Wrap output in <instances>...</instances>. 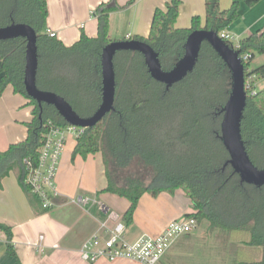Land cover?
<instances>
[{"label": "trees", "instance_id": "1", "mask_svg": "<svg viewBox=\"0 0 264 264\" xmlns=\"http://www.w3.org/2000/svg\"><path fill=\"white\" fill-rule=\"evenodd\" d=\"M136 1L130 0L125 6L118 5L117 0L100 4L94 11L97 36L83 32L71 46L47 34V0H0V28L25 24L36 31L37 88L60 96L79 117L89 118L102 103L101 55L113 42L110 16ZM260 1L232 0L230 8L223 9L220 0H205L206 24L202 26V19L196 16L191 28L178 29L181 1L169 0L165 10H155L148 37L136 36L128 41L151 46L159 55L162 69L170 71L184 56L192 32L205 29L220 35L239 19L241 3L253 7ZM240 45L238 52L250 55L243 64L246 82L250 80L251 85L241 135L251 162L264 169V88L255 89V81L264 79V65L250 70L251 62L264 55V29L244 38ZM26 50L25 38L0 41V97L12 86L32 107L26 138L0 152V184L14 173L25 191L34 196L26 185V162L37 163L50 122L57 126L68 123L53 106L40 107L27 95ZM114 69V108L95 127L85 129L76 141L72 159L101 155L107 178L104 192L130 203L122 217L126 226L132 223L144 195L157 197L181 189L191 200L193 210L185 218L197 221L198 228L206 231L227 255L228 264H264V186L241 182L227 165L230 155L220 138L222 110L232 91V73L227 64L205 42L194 70L170 88L151 76L139 52L119 51ZM0 231L7 236L9 253L16 256L11 227L0 222ZM240 235L249 238V252L256 250L259 260L238 261V255H244L235 241ZM192 236H181L169 252L175 245L182 244L179 248L184 249ZM184 254L179 250L172 252L176 257ZM171 262L176 264V259L172 257Z\"/></svg>", "mask_w": 264, "mask_h": 264}, {"label": "crops", "instance_id": "2", "mask_svg": "<svg viewBox=\"0 0 264 264\" xmlns=\"http://www.w3.org/2000/svg\"><path fill=\"white\" fill-rule=\"evenodd\" d=\"M111 0H47L48 17L46 29L57 34L66 46L76 43L84 32L90 37L97 36L98 23L93 13L102 3ZM130 0H117L125 6ZM181 6L176 28L189 29L192 19L199 16L202 26L206 24L205 0H180ZM169 0H137L132 6L114 12L110 16V37L113 41L130 40L136 36L148 37L156 9H166ZM223 9H229L232 0H220ZM129 14V16H127ZM239 19L225 31L235 35L239 41L254 34V29H264V9L249 7L241 3ZM128 19L130 32H122L124 37L113 35L114 22ZM239 22L242 27H236ZM120 30V24H119ZM256 30V31H257ZM2 75L0 74V81ZM30 109H29V108ZM32 119V107L28 99L14 92L8 86L0 97V152L12 144L23 141L27 136V123ZM69 151L63 153L56 176L59 197L57 205L44 211L39 200L27 193L14 173L0 184V222L11 227L12 246L16 256L7 249V236L0 231V264H137L133 260L120 259L109 262L101 259L95 263L84 261L80 256L82 245L98 231L99 224L106 219L105 213L97 206L81 207L72 202L75 197H96L111 211L124 216L130 203L127 199L104 192L107 178L103 159L101 175L97 183L86 176L87 161L72 154L76 141L67 143ZM73 147V150L71 149ZM101 156L100 154L91 157ZM102 158V157H101ZM92 194V196H90ZM192 203L184 191L177 189L173 194L161 193L157 197L144 195L139 201L133 221L126 226L125 239L134 242L143 235L159 236L175 220L185 219L191 214ZM169 252V251H168ZM172 254V253H171ZM174 254V253H173ZM166 254L159 264H172Z\"/></svg>", "mask_w": 264, "mask_h": 264}, {"label": "water", "instance_id": "3", "mask_svg": "<svg viewBox=\"0 0 264 264\" xmlns=\"http://www.w3.org/2000/svg\"><path fill=\"white\" fill-rule=\"evenodd\" d=\"M17 38L27 40L26 67L24 85L27 95L41 107L43 104L53 106L59 115L70 125L84 129L93 128L101 122L114 108L116 96V77L114 58L119 51H135L143 55L151 76L167 88L182 81L191 73L198 61L203 43H208L227 64L232 73V91L222 110L221 141L230 155L227 165H231L242 183L264 186V169H258L251 162L241 135V122L246 107L248 93L246 90L245 67L240 52L234 51L222 41L214 31L205 29L192 32L185 44L182 59L170 71H164L159 55L148 44L140 41H113L107 45L101 55L103 97L102 103L93 116L81 118L60 96L41 91L36 86L38 70V48L36 31L25 24H12L0 28V41ZM250 73V72H248Z\"/></svg>", "mask_w": 264, "mask_h": 264}, {"label": "built area", "instance_id": "4", "mask_svg": "<svg viewBox=\"0 0 264 264\" xmlns=\"http://www.w3.org/2000/svg\"><path fill=\"white\" fill-rule=\"evenodd\" d=\"M47 34L57 38V34L50 29H47ZM219 37L238 52L241 45L235 35L223 31ZM129 38L130 36H127V39ZM240 58L242 63L247 62L250 55L240 54ZM249 89H251L250 80L246 82V90ZM48 126V133L37 163L33 165L29 161L26 162L28 166L26 185L45 211L57 205L56 199L59 193L56 176L67 143L71 139L77 141L85 132L84 128L70 124L57 126L50 122ZM72 202L83 208L97 206L106 215V219L99 224L98 231L82 245L80 250L81 258L89 263H95L101 259L109 262L125 259L133 260L137 264H159L181 236L192 234L198 228L194 218L175 220L157 237L143 235L136 241L129 242L125 239L126 225L122 216L111 211L105 203L96 197L83 196L75 197Z\"/></svg>", "mask_w": 264, "mask_h": 264}, {"label": "rangeland", "instance_id": "5", "mask_svg": "<svg viewBox=\"0 0 264 264\" xmlns=\"http://www.w3.org/2000/svg\"><path fill=\"white\" fill-rule=\"evenodd\" d=\"M257 6L259 10H263L264 0H261L257 4ZM127 16H129V14H127ZM127 22L128 19H126V23L124 25L122 20L120 21L117 20L114 22L113 35L116 38H119V36L124 37V34L122 32L131 31V26H127ZM119 24H120V30H119ZM235 25L236 27H242V25L239 22H236ZM256 30L257 29H254V32H256ZM262 65H264V55H259L251 62L250 70L255 69ZM262 88H264V79L255 81V89L260 90ZM69 147H70L69 145L65 147L64 151L66 153L69 151L70 149ZM71 149L73 150V147H71ZM79 157L81 161H87L85 173L87 177H91V180H93L90 182L97 183L101 175H103V173H101V168H102L101 156L91 157L88 160L87 158L84 159L81 156ZM90 196H92V194H90ZM191 235H193L192 236L193 239L188 241V244L186 243L187 246L184 249L179 248V246H182V244L178 246L175 245L173 249L168 253V255H172L171 253L175 250H179L185 253L184 256L182 257L170 256L176 259V264H228V262L230 261L229 258L227 257L226 254H224L223 251H221L216 247L217 243H215V241L209 236V234L206 231L197 228ZM235 241L237 242V246L240 249L239 251L244 252V255L243 254L238 255L239 258L238 261H256L260 259V256L256 250H251V252H249L250 249L252 248L248 246V242H249L248 237L240 235L235 238Z\"/></svg>", "mask_w": 264, "mask_h": 264}]
</instances>
